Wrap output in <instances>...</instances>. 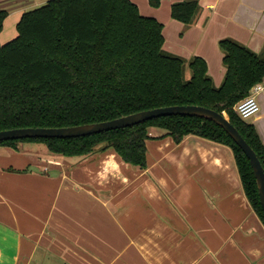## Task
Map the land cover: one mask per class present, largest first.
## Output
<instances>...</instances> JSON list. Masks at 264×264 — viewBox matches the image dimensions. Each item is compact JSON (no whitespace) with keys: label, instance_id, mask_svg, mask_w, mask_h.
<instances>
[{"label":"crops","instance_id":"obj_1","mask_svg":"<svg viewBox=\"0 0 264 264\" xmlns=\"http://www.w3.org/2000/svg\"><path fill=\"white\" fill-rule=\"evenodd\" d=\"M47 1L0 0V9L16 25ZM129 1L162 25V49L201 58L215 87L225 74L220 40L264 58V0H195L189 25L170 7L190 0ZM261 83L259 112L245 122L264 145ZM145 147L144 170L94 150L57 160L50 179L27 171L35 156L0 147V264H264V224L228 147L192 135L176 143L159 129Z\"/></svg>","mask_w":264,"mask_h":264},{"label":"trees","instance_id":"obj_2","mask_svg":"<svg viewBox=\"0 0 264 264\" xmlns=\"http://www.w3.org/2000/svg\"><path fill=\"white\" fill-rule=\"evenodd\" d=\"M195 0L175 3L170 17L185 25L199 12ZM7 13L0 9V33ZM16 36L0 44V131L68 128L106 122L169 106L195 105L222 114L255 152L264 169V145L234 105L264 78V58L231 39L220 40L224 78L215 87L199 57L165 52L162 25L140 15L129 0H49L24 12ZM190 75L187 78L186 71ZM179 143L192 135L228 147L243 193L264 224L248 159L214 123L170 116L134 127L73 139L31 138L0 142L40 144L63 158L84 157L102 145L122 163L144 170L149 130Z\"/></svg>","mask_w":264,"mask_h":264},{"label":"water","instance_id":"obj_3","mask_svg":"<svg viewBox=\"0 0 264 264\" xmlns=\"http://www.w3.org/2000/svg\"><path fill=\"white\" fill-rule=\"evenodd\" d=\"M170 116L194 117L210 121L221 128L232 139L249 161L255 179L262 216L264 218V169L260 161L237 129L222 114L208 108L195 105L169 106L141 111L106 122L68 128H23L5 130L0 131V142L31 138H81L113 130L130 128L153 119ZM27 171L29 173L47 175L53 178L57 177L56 171L39 170L36 166H29Z\"/></svg>","mask_w":264,"mask_h":264},{"label":"rangeland","instance_id":"obj_4","mask_svg":"<svg viewBox=\"0 0 264 264\" xmlns=\"http://www.w3.org/2000/svg\"><path fill=\"white\" fill-rule=\"evenodd\" d=\"M13 2V1H11ZM8 14V13H7ZM12 35V36H11ZM16 36V31H15V22L14 18H12L10 15L5 18L2 26V31L0 33V44L3 45L12 39H14ZM190 75L189 71H186V76L188 77ZM18 150L16 151V154L19 155L20 157H28V156H35L38 160V165L37 167L40 170L44 169V166H47L48 168L52 170H57V167L59 164L57 163V160L63 159V157H59L57 155L49 153L44 146L40 144H33V143H25V144H18L17 145ZM10 151H14L12 148H8ZM94 150H100L102 152H111L110 150H103L102 145L96 147ZM0 153H2L0 151ZM88 156V155H87ZM85 157V156H84ZM82 158V157H81ZM54 160V162H53ZM52 161V162H51ZM56 161V162H55ZM58 165V166H57ZM46 167V171H48ZM47 178L50 179L47 175H45ZM50 194V192L48 193ZM51 195V194H50ZM50 197V196H47Z\"/></svg>","mask_w":264,"mask_h":264},{"label":"built area","instance_id":"obj_5","mask_svg":"<svg viewBox=\"0 0 264 264\" xmlns=\"http://www.w3.org/2000/svg\"><path fill=\"white\" fill-rule=\"evenodd\" d=\"M263 91V84L257 83L253 85L247 96L237 102L234 107V113L243 121L255 116L259 112V104L257 101V96Z\"/></svg>","mask_w":264,"mask_h":264}]
</instances>
